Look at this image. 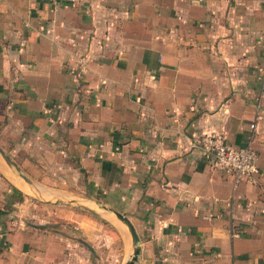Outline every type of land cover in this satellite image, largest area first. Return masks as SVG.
<instances>
[{
	"label": "crops",
	"instance_id": "obj_1",
	"mask_svg": "<svg viewBox=\"0 0 264 264\" xmlns=\"http://www.w3.org/2000/svg\"><path fill=\"white\" fill-rule=\"evenodd\" d=\"M203 134L254 150L253 181ZM0 147L45 195L125 215L135 264H264V0H0ZM18 195L0 173V264H99L87 211L35 222Z\"/></svg>",
	"mask_w": 264,
	"mask_h": 264
},
{
	"label": "rangeland",
	"instance_id": "obj_2",
	"mask_svg": "<svg viewBox=\"0 0 264 264\" xmlns=\"http://www.w3.org/2000/svg\"><path fill=\"white\" fill-rule=\"evenodd\" d=\"M6 169L9 170L7 166L5 165V163L2 161V159L0 158V173L5 177V179H7L9 182L15 185L17 189V193L19 194L17 196V199L22 200L23 196H25L27 199V202L31 203L30 209L32 212V217H31L32 221L39 222L43 218V216L47 215V213L54 214V212H56L60 215H64V216L67 215V213L65 212L67 211V209H65L62 206H59L58 204L60 203L47 204L46 202L40 200L32 186L27 185L21 178H19L12 171L11 172L14 175V179L8 177V175L6 174ZM33 184L35 185V187L43 191V188L39 187L37 183L34 182ZM48 194H50L51 196L56 195L55 197L76 199L82 202H84L82 199H84L86 196V195H79V194H74V193H63V192H58V191H54L53 193H48ZM73 208H77V207H73ZM94 208L97 209L95 206ZM86 213H88L89 216L95 219L96 221L95 232H97V236L87 241L90 244L94 245V247L96 248V251H97L96 255L99 260V264H105V263L107 264L108 262L110 264H123L124 261L127 259L128 254L130 253L129 238H128V245L126 248V246L123 244V239L122 241H120L119 237H114V234H112L111 237L107 234L104 235L103 231L106 228H108V222L109 223L111 222V224L115 225L117 228L120 227L122 229L120 230V232H122L124 235H127L125 227L119 221H117L113 216L104 215L103 219H106V221L108 222H103L101 217L94 216L90 214L89 212H86ZM58 229H61L64 232L71 231V227L65 225V223L59 226ZM82 238L85 239V237H82ZM81 247L84 248L83 246Z\"/></svg>",
	"mask_w": 264,
	"mask_h": 264
},
{
	"label": "built area",
	"instance_id": "obj_3",
	"mask_svg": "<svg viewBox=\"0 0 264 264\" xmlns=\"http://www.w3.org/2000/svg\"><path fill=\"white\" fill-rule=\"evenodd\" d=\"M190 145L201 150L210 167L231 175L233 185L241 180L253 181L257 155L250 147L232 148L218 134L200 135Z\"/></svg>",
	"mask_w": 264,
	"mask_h": 264
},
{
	"label": "water",
	"instance_id": "obj_4",
	"mask_svg": "<svg viewBox=\"0 0 264 264\" xmlns=\"http://www.w3.org/2000/svg\"><path fill=\"white\" fill-rule=\"evenodd\" d=\"M0 158L5 163V165L19 178H21L27 185L32 186L34 188L35 193L39 197L40 200L46 203H60L64 205H70L73 207H77L84 211L91 213L92 215L103 217L104 215L113 216L117 221H119L126 229L129 238L130 244V253L128 254L127 259L124 261L123 264H134L137 255L139 253V239L135 232L133 225L131 224L130 220L123 215L122 213L113 210L105 205L96 203L94 201H89L88 199H82L84 202L76 199H67L61 197H49L42 193L39 188L35 187L33 184L34 181L26 176L23 171L19 168L15 161H13L0 147ZM92 203V204H91ZM93 205V206H92ZM94 206L97 208L95 209Z\"/></svg>",
	"mask_w": 264,
	"mask_h": 264
},
{
	"label": "bare ground",
	"instance_id": "obj_5",
	"mask_svg": "<svg viewBox=\"0 0 264 264\" xmlns=\"http://www.w3.org/2000/svg\"><path fill=\"white\" fill-rule=\"evenodd\" d=\"M8 168V167H7ZM9 169V168H8ZM10 170V169H9ZM11 171V170H10ZM11 175V174H10Z\"/></svg>",
	"mask_w": 264,
	"mask_h": 264
}]
</instances>
